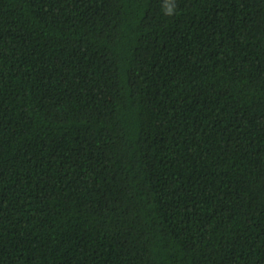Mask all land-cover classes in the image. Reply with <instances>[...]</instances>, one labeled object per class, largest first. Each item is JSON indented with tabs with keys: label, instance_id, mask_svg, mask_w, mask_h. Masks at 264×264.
Masks as SVG:
<instances>
[{
	"label": "trees",
	"instance_id": "trees-1",
	"mask_svg": "<svg viewBox=\"0 0 264 264\" xmlns=\"http://www.w3.org/2000/svg\"><path fill=\"white\" fill-rule=\"evenodd\" d=\"M0 264H264V0H0Z\"/></svg>",
	"mask_w": 264,
	"mask_h": 264
}]
</instances>
